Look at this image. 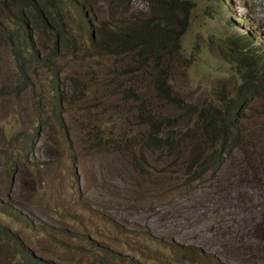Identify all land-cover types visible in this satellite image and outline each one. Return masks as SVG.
I'll use <instances>...</instances> for the list:
<instances>
[{
    "label": "rangeland",
    "instance_id": "1",
    "mask_svg": "<svg viewBox=\"0 0 264 264\" xmlns=\"http://www.w3.org/2000/svg\"><path fill=\"white\" fill-rule=\"evenodd\" d=\"M181 1L173 53L136 41L98 54L148 2L88 0L87 30L67 7L81 47L62 36L55 50L53 29L30 26L32 49L15 53L19 3L0 0V264H29L27 250L53 264H264V0ZM248 39L255 52L239 59ZM163 78L206 108L246 95L238 142L196 178L185 173L194 145L211 151L197 132L170 151L145 144L159 118L182 112L177 129L193 125L157 91Z\"/></svg>",
    "mask_w": 264,
    "mask_h": 264
},
{
    "label": "trees",
    "instance_id": "2",
    "mask_svg": "<svg viewBox=\"0 0 264 264\" xmlns=\"http://www.w3.org/2000/svg\"><path fill=\"white\" fill-rule=\"evenodd\" d=\"M19 3V17L16 21L17 29L23 31L22 46L17 48L13 47L15 53L17 49L30 51L32 49V35L30 26L42 28L51 31L53 29L55 35V50L58 48L60 38L64 36L65 40L72 46V49L81 47L82 35L77 37L66 35L68 26L64 23V14L67 7H71L76 12L79 20V25L86 30L89 26L93 25L91 18V10L87 7L88 0H55L57 3L55 10L50 9V0H17ZM150 6V15L143 18L142 21L130 20L125 23H118L112 28V33L121 36L119 42L110 43L105 36L100 45V52L104 51L116 53L127 44H135L139 41L143 44L144 51H150L156 54H170L173 53L169 50V43L174 40L173 32L168 30L173 21V12L176 10H186L184 7L187 2L181 0H144ZM53 2V0H52ZM121 3H129L131 0H120ZM65 7V12L63 9ZM159 8V16L156 15V10ZM150 27H158V30H150ZM249 42L254 45V40L248 39L247 43L243 42L240 48V58L246 60L253 56L255 48L249 47ZM15 45V44H14ZM70 48V47H69ZM21 56V55H20ZM36 60H39L36 54ZM45 61H43V64ZM23 65L20 64V73ZM51 68V67H50ZM24 70V69H23ZM54 74L57 76V72ZM24 80H27V75H22ZM157 91L169 104H173L179 110L184 111L188 118L193 122V125L186 126L183 122V128L177 129L180 124L178 118L182 112L177 113L172 117H162L150 124L149 136L145 140V144L156 146L164 140V145L167 150L174 148L178 140L193 139L190 135V130L197 132L199 137H204L206 145L211 147L209 153H201L198 151V145H194L193 153H191L190 160H188L186 174H192L196 178L206 171L207 166L215 164L218 167L225 159L228 153L227 149L235 145L242 133L240 130L242 121L241 109L245 106V96L243 90H240L236 96L227 101L217 102L218 105L210 104L209 108L205 105L199 106L191 104L187 101H182L177 95L173 94L171 88L165 78L159 79L157 83ZM141 108L144 106V103ZM55 112L60 116V102H56ZM218 118V119H217ZM227 151V152H226ZM199 152V153H198ZM226 152L225 156L224 153ZM208 164V165H207ZM11 245L14 251L21 253L24 256V245L18 242L17 237L13 233L11 237ZM27 260L29 264H53L48 263L27 250Z\"/></svg>",
    "mask_w": 264,
    "mask_h": 264
},
{
    "label": "clouds",
    "instance_id": "3",
    "mask_svg": "<svg viewBox=\"0 0 264 264\" xmlns=\"http://www.w3.org/2000/svg\"><path fill=\"white\" fill-rule=\"evenodd\" d=\"M257 92H259V91L257 90Z\"/></svg>",
    "mask_w": 264,
    "mask_h": 264
},
{
    "label": "bare ground",
    "instance_id": "4",
    "mask_svg": "<svg viewBox=\"0 0 264 264\" xmlns=\"http://www.w3.org/2000/svg\"><path fill=\"white\" fill-rule=\"evenodd\" d=\"M241 264V263H240Z\"/></svg>",
    "mask_w": 264,
    "mask_h": 264
}]
</instances>
